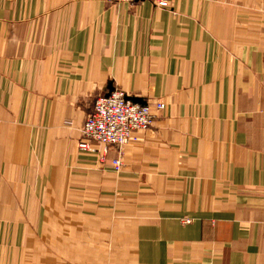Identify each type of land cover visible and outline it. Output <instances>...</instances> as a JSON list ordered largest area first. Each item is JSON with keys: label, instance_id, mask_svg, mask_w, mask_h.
Instances as JSON below:
<instances>
[{"label": "crops", "instance_id": "obj_1", "mask_svg": "<svg viewBox=\"0 0 264 264\" xmlns=\"http://www.w3.org/2000/svg\"><path fill=\"white\" fill-rule=\"evenodd\" d=\"M169 3L0 0V264H264V0ZM114 90L165 105L121 153Z\"/></svg>", "mask_w": 264, "mask_h": 264}, {"label": "built area", "instance_id": "obj_2", "mask_svg": "<svg viewBox=\"0 0 264 264\" xmlns=\"http://www.w3.org/2000/svg\"><path fill=\"white\" fill-rule=\"evenodd\" d=\"M110 3H138L151 1L160 9H169V0H107ZM165 109L161 102L150 106L146 103H134L120 90L109 95L97 97L92 112L86 117L82 128L83 137L104 146L118 148L121 153L132 141H136L135 133L152 127L156 113ZM83 148L87 144L81 145ZM121 162L114 161L119 169Z\"/></svg>", "mask_w": 264, "mask_h": 264}, {"label": "rangeland", "instance_id": "obj_3", "mask_svg": "<svg viewBox=\"0 0 264 264\" xmlns=\"http://www.w3.org/2000/svg\"><path fill=\"white\" fill-rule=\"evenodd\" d=\"M0 190H2L1 189V186H0ZM58 189H56L55 187H53V191L52 192H54V193H56V192H58L57 191ZM47 193H49V190L47 189H44V187H43V189H41V205H42V207H43V204H44V202L42 201V198L44 197V195L45 194H47ZM1 212V211H0Z\"/></svg>", "mask_w": 264, "mask_h": 264}, {"label": "water", "instance_id": "obj_4", "mask_svg": "<svg viewBox=\"0 0 264 264\" xmlns=\"http://www.w3.org/2000/svg\"><path fill=\"white\" fill-rule=\"evenodd\" d=\"M132 102H134V103H139V104L141 103L140 101H137V100H135V99H134Z\"/></svg>", "mask_w": 264, "mask_h": 264}]
</instances>
